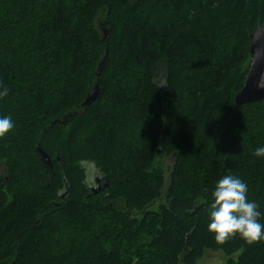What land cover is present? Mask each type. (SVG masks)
Here are the masks:
<instances>
[{"label": "trees", "instance_id": "obj_1", "mask_svg": "<svg viewBox=\"0 0 264 264\" xmlns=\"http://www.w3.org/2000/svg\"><path fill=\"white\" fill-rule=\"evenodd\" d=\"M263 24L264 0H0V264H264V241L207 231L223 175L264 223V100L221 143Z\"/></svg>", "mask_w": 264, "mask_h": 264}, {"label": "clouds", "instance_id": "obj_2", "mask_svg": "<svg viewBox=\"0 0 264 264\" xmlns=\"http://www.w3.org/2000/svg\"><path fill=\"white\" fill-rule=\"evenodd\" d=\"M259 54L254 56L256 62ZM257 87L264 89V75L257 81ZM8 95L6 87H0V98ZM14 128L11 116H0V138ZM264 157V145H258L253 153ZM207 231L212 233L217 243L223 244L228 239L239 236L251 244L264 241V223L260 222L262 213L257 202L248 199V186L241 178L223 175L212 191Z\"/></svg>", "mask_w": 264, "mask_h": 264}, {"label": "water", "instance_id": "obj_3", "mask_svg": "<svg viewBox=\"0 0 264 264\" xmlns=\"http://www.w3.org/2000/svg\"><path fill=\"white\" fill-rule=\"evenodd\" d=\"M105 26V24L103 25ZM103 36L107 37L109 35V32L102 28ZM262 52H264V24L257 26L255 31L251 35V45H250V55H251V61L248 66V76L246 79V83L244 88L236 95L235 103H236V113L235 116L227 122L225 127L223 128L221 132V143L223 145L224 136L228 129V127L232 124L234 121L236 115L241 110V108L248 104H254L258 103L262 100H264V89L257 87V81L261 77V75H264V55H262ZM259 54V58L256 59L255 63H252V59L254 56H257ZM107 59L106 57L100 62L98 70H97V77L98 81L96 85L89 91L85 101L81 105V108L79 110V113L82 112L83 108H88L91 106L100 96H101V87H100V77L102 75L103 70L106 67ZM76 112L70 113L63 118L57 120L54 122V124H63L68 121V119L71 116H74ZM40 154L42 156L43 162H45L48 167L52 166L51 160L49 157L40 150ZM109 183L106 179L97 177L96 181L94 183V186L92 187V191L94 193H97L99 191H102L103 189L108 188Z\"/></svg>", "mask_w": 264, "mask_h": 264}, {"label": "rangeland", "instance_id": "obj_4", "mask_svg": "<svg viewBox=\"0 0 264 264\" xmlns=\"http://www.w3.org/2000/svg\"><path fill=\"white\" fill-rule=\"evenodd\" d=\"M101 30H102V28H101ZM227 45H228V42H227ZM234 45L235 44H233L229 41V48L227 50L234 51L235 50L233 47ZM217 46H219V45H217ZM218 48H219V50H216V51H222L220 47H218ZM3 171H4V168H0V173H2ZM88 173L91 175V177L93 179L91 181V185L93 187L94 183L96 181V177H98V175H96L97 172H94V168H91V169H89ZM94 178H95V180H94ZM22 192H23V189H22L21 193ZM226 261H227V259L223 254L208 252L205 255V257L198 264H226Z\"/></svg>", "mask_w": 264, "mask_h": 264}, {"label": "snow or ice", "instance_id": "obj_5", "mask_svg": "<svg viewBox=\"0 0 264 264\" xmlns=\"http://www.w3.org/2000/svg\"><path fill=\"white\" fill-rule=\"evenodd\" d=\"M262 55H264V52H262Z\"/></svg>", "mask_w": 264, "mask_h": 264}]
</instances>
